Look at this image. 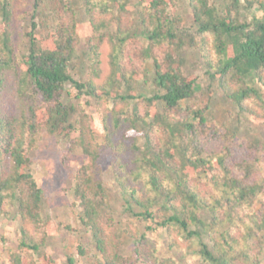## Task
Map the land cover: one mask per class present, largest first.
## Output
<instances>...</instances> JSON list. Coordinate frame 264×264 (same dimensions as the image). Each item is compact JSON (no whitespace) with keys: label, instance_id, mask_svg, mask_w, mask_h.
<instances>
[{"label":"trees","instance_id":"obj_1","mask_svg":"<svg viewBox=\"0 0 264 264\" xmlns=\"http://www.w3.org/2000/svg\"><path fill=\"white\" fill-rule=\"evenodd\" d=\"M182 1L0 0V217H16L19 233L0 264H78L45 249L56 226L31 154L44 132L81 151L72 193L95 264H264V138L239 140L237 126L212 121L183 54L199 56L211 94L215 85L264 121V0H185L189 23Z\"/></svg>","mask_w":264,"mask_h":264},{"label":"rangeland","instance_id":"obj_2","mask_svg":"<svg viewBox=\"0 0 264 264\" xmlns=\"http://www.w3.org/2000/svg\"><path fill=\"white\" fill-rule=\"evenodd\" d=\"M180 10L185 14L187 23L192 21V14L189 6L182 1ZM258 15H263L264 10L256 7ZM80 17L82 34L87 32V16L82 13ZM86 26V27H85ZM86 29V30H85ZM86 45L82 41L80 54L74 63V70L79 75H84L87 68L86 61ZM103 74L104 77L108 72V45L103 46ZM186 63L191 72L196 73L199 77L197 82V92L199 95V102L209 103V114L212 121L221 124L225 123L239 128V140L248 139H263L264 138V121H257L251 115L239 110L238 105L232 100L228 99L222 91L213 85L214 91L212 94L209 91V79L205 74V67L199 56L191 51L189 48L184 50ZM149 68H152V62L147 63ZM151 86L144 87L138 85V91L142 93H151ZM73 90L72 87H70ZM75 91H72L74 94ZM92 99L86 96L77 100L80 107L89 111L93 110L91 105ZM33 170L38 177L39 183L44 190V209L46 213L53 219L56 226L53 236L48 242L45 249L50 252L55 258L64 263L68 255H73L78 264H95L101 261L99 253L95 249L94 240L85 227L80 224L78 218L79 207L75 204V197L72 193V186L76 171L81 165V151H71L69 149L66 139L60 136H52L43 133L40 141V146L32 152ZM104 179L111 187L115 194L114 205L118 210L122 221H126L127 214L123 211L124 199L120 195L111 173L107 160L103 161ZM262 170L264 172V162L262 163ZM140 229H145L146 225L139 224ZM151 236L158 237L162 243H165V231L161 228L149 230ZM18 233V219L16 217H0V254L7 256L9 250H15L17 247ZM133 240L130 237H125L123 247L124 253H129L133 245ZM81 245L84 254L78 251V245ZM165 245V244H164ZM181 264H186L185 260L180 261Z\"/></svg>","mask_w":264,"mask_h":264}]
</instances>
